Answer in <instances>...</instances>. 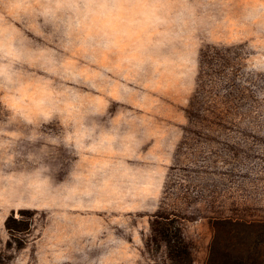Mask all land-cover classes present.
I'll return each mask as SVG.
<instances>
[{
	"label": "rangeland",
	"instance_id": "rangeland-1",
	"mask_svg": "<svg viewBox=\"0 0 264 264\" xmlns=\"http://www.w3.org/2000/svg\"><path fill=\"white\" fill-rule=\"evenodd\" d=\"M230 218L264 220V0H0V264H172L170 219L207 264Z\"/></svg>",
	"mask_w": 264,
	"mask_h": 264
},
{
	"label": "trees",
	"instance_id": "trees-1",
	"mask_svg": "<svg viewBox=\"0 0 264 264\" xmlns=\"http://www.w3.org/2000/svg\"><path fill=\"white\" fill-rule=\"evenodd\" d=\"M11 220H6L10 232L15 231ZM166 221L160 238L168 248L172 264H193L180 228L172 219ZM213 228L207 264H264V220L217 219Z\"/></svg>",
	"mask_w": 264,
	"mask_h": 264
}]
</instances>
